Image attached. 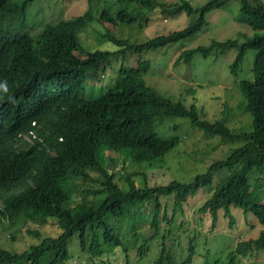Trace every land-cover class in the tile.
I'll use <instances>...</instances> for the list:
<instances>
[{"label": "trees", "instance_id": "1", "mask_svg": "<svg viewBox=\"0 0 264 264\" xmlns=\"http://www.w3.org/2000/svg\"><path fill=\"white\" fill-rule=\"evenodd\" d=\"M30 1L23 0L18 5L0 0V234L7 231L5 220L11 225L18 218L30 219L35 222L30 232L39 242L20 252L0 246V264H43L49 253L53 257L48 264H65L71 257L68 240L73 235L81 252L108 264L102 258L105 254L121 246L126 252L122 239L126 235L136 238V222L146 219L153 234L159 232V218L171 224L172 218H166L165 212L159 217L162 197H171L172 205L180 207L200 188L210 185L214 173L224 168L228 173L197 207L199 212L211 215L214 225L219 209L232 219L231 207H241L264 225V203L258 197L261 179L257 177L254 183L249 180L253 170L258 175L264 173V33H254L242 41L212 40L207 45L183 49L177 56V60H188L195 52L207 56L212 51L237 47L229 65L230 72L236 74L245 51L255 50L253 77L238 79L245 98L243 106L252 116L250 131L233 132L223 120L204 118L194 105H185L145 84L142 74L148 68L146 60H138L136 66L121 62L113 83L105 91L96 97L81 96L85 80L102 76L110 57L123 58L128 50L139 53L198 33L204 26L205 13L230 0H209L199 8L187 0L173 4L117 0L125 7L117 11L115 18L102 10L97 19L112 25L142 19L147 22L155 10L163 17L182 12L198 16L181 30L156 34L138 43L105 33L118 45L114 50H89L80 44L77 34L92 20L88 10L46 24L36 36L16 31L10 21L24 18ZM239 2L242 19L264 20L262 0ZM171 115L186 117L206 135L243 142L188 182L170 180L163 185L137 187L129 180L127 190L120 188L107 169V157L118 152H124L132 162L161 157L176 144L177 138L159 136L153 123ZM90 172H95L97 178L93 179ZM91 182L97 183L98 188H89ZM253 184L258 191L252 188ZM74 195L78 197L75 199ZM130 215L133 221L127 218ZM48 218L55 219L60 228L55 236L43 235L41 230ZM122 225L127 227V234L121 231ZM147 249L143 238L137 246L138 254ZM262 249L264 228L257 237L240 241L223 264H240V256ZM193 254L194 246L189 244L187 255L176 261L161 242L153 262L193 264Z\"/></svg>", "mask_w": 264, "mask_h": 264}, {"label": "rangeland", "instance_id": "2", "mask_svg": "<svg viewBox=\"0 0 264 264\" xmlns=\"http://www.w3.org/2000/svg\"><path fill=\"white\" fill-rule=\"evenodd\" d=\"M11 1L21 5L23 0ZM156 1L163 4L177 2ZM187 1L194 8H199L209 0ZM122 7L125 5H121L117 0H32L26 6L24 18H14L10 25L20 33L36 36L46 24L69 19L88 10L92 20L77 34L80 44L89 50H114L118 45L108 39L105 33L138 43L156 34L181 30L194 23L198 16V13L186 15L182 12L173 17H163L155 10L147 17L149 18L147 22L142 19L132 24L112 25L97 19L102 10H107L115 18L117 11ZM242 18L239 0H230L225 6L205 13L204 26L198 33L139 53L128 50L123 58L112 56L105 70L101 72L102 76L99 74L98 79L85 80L81 96L96 97L105 91L113 83L121 62L127 66H136L138 60H146L148 68L142 74L145 84L167 97L179 99L185 105H194L204 118L223 120L233 132L250 131L252 116L243 106L245 98L239 88L238 79L253 77L251 66L254 49L249 48L245 51L241 68L236 74L230 72L229 65L235 58L237 47H230L222 52L212 51L207 56L195 52L188 60L183 57L177 60L183 49L207 45L212 40L235 38L242 41L254 33H264V20L248 21ZM21 20H24V25ZM153 124V130L159 136L175 137L177 142L161 157L148 161L132 162L124 152L109 155L107 169L114 174L115 183L123 190L128 189L129 180H133L137 187L143 184L163 185L170 180L188 182L196 174L204 172L210 163L225 158L243 142L222 140L218 135H206L182 116H165ZM227 173L228 170L225 168L216 171L211 184L200 188L180 207L172 205L171 197H162L159 217L165 212L166 218H172L171 224L168 225L167 220L159 218V232L153 234L146 219L138 221L136 238L131 235H124V238L122 236L123 246L127 251L125 252L122 246L114 247L102 258L108 264H155L153 261L159 254L160 243L163 242L176 261L187 255L188 246L191 244L194 246L193 264H223L228 253L235 250L240 241L257 237L264 228L252 212H245L241 207H231L232 219L219 209L214 225L211 215L199 212L197 207L210 197L215 186ZM89 174L93 179L98 176L95 172ZM257 177H260L262 185L258 197L264 203V173L258 175L255 170L249 173L250 182L254 183ZM87 186L98 188V184L92 182ZM254 186L253 184L252 188H255ZM255 190L258 191L256 188ZM77 197L73 196L75 199ZM127 218L133 221L131 215ZM5 225L8 228L0 234L1 247L20 252L31 243L39 242V239L30 232L35 228V222L30 219L18 218L11 225L10 221L5 220ZM40 227L43 235L55 236L60 232L57 221L52 218H48L46 224ZM117 228L121 229V226ZM126 229L127 227L122 225L121 231L126 233ZM143 238H146L148 249L140 255L137 246ZM68 254L71 257L65 264H103L99 258L95 260L89 258L85 251L81 252L74 235L68 240ZM52 257L53 253L47 254L43 264H48ZM239 263L264 264V249L240 256Z\"/></svg>", "mask_w": 264, "mask_h": 264}, {"label": "clouds", "instance_id": "3", "mask_svg": "<svg viewBox=\"0 0 264 264\" xmlns=\"http://www.w3.org/2000/svg\"><path fill=\"white\" fill-rule=\"evenodd\" d=\"M25 137V136H24Z\"/></svg>", "mask_w": 264, "mask_h": 264}]
</instances>
